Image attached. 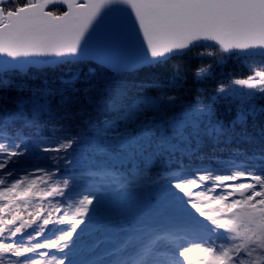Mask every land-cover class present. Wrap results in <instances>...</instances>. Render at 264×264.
I'll use <instances>...</instances> for the list:
<instances>
[{
    "label": "snow or ice",
    "instance_id": "6c2138e0",
    "mask_svg": "<svg viewBox=\"0 0 264 264\" xmlns=\"http://www.w3.org/2000/svg\"><path fill=\"white\" fill-rule=\"evenodd\" d=\"M112 5L130 10L152 60L204 44L245 54L249 71L211 98L178 71L165 82L126 79L122 66L87 59L54 87L0 81V264H68L66 250L95 202L88 191L74 199L73 181L148 194L158 183L148 170L158 164L171 176L192 173L172 187L206 223L102 218L82 251L110 245L98 258L107 264L137 255L139 264H264V0H0V55L77 57ZM233 86L247 91L225 120L215 97ZM216 148L246 163L230 174L194 166Z\"/></svg>",
    "mask_w": 264,
    "mask_h": 264
},
{
    "label": "trees",
    "instance_id": "16d2710c",
    "mask_svg": "<svg viewBox=\"0 0 264 264\" xmlns=\"http://www.w3.org/2000/svg\"><path fill=\"white\" fill-rule=\"evenodd\" d=\"M13 2L15 3V0H13ZM245 59V56L237 54L225 55L219 48L197 47L181 56H172L164 61L157 62L142 69L132 72H122V74L126 79L153 77L159 79L161 82H165L172 76L174 71H178L186 75V83L190 85L193 90L202 88L208 97L211 98L213 96V89H215L217 85L228 84L230 79L241 78L248 73L249 70L244 63ZM75 64L76 62H65L53 67L40 69L29 68L23 73L14 70L4 71L0 72V81L7 80L13 88L18 86L27 88L54 87L58 85L62 78H67L72 74ZM99 67L105 69L104 67ZM200 68H206L207 71L200 77H193L191 73ZM149 91L150 94H155L154 90ZM246 91L247 90H242L233 86L217 95L215 97V107L218 115L227 120L229 118V110L235 106L240 97L246 94ZM241 163H246L244 157L231 153L227 148H224L223 151H221L220 148H216L210 149L205 155L204 160L195 162L194 166H209L210 170L213 172L230 174L238 171ZM108 167L114 169L116 166L110 163ZM171 170L178 171L174 166ZM148 171L150 176L158 179V183L149 189L148 194L142 190L132 188L119 190L125 195L126 203L122 206L121 212L117 215L115 220L121 218L127 220L139 219L143 209L148 208V212L145 215L153 217L157 223L165 227L170 224L191 223L193 221L195 222L194 224L199 225L202 219L198 217L197 214L192 215L187 213L184 204L179 205L180 200L178 197L182 193H179L172 187V184L175 182L191 178L192 173L186 171L180 176H171L168 174L169 168L159 164L153 166ZM69 172L70 169H65L66 174ZM161 175L165 178L159 179ZM73 185L74 187L70 191L74 199H78V194L82 192L91 191L93 188L95 190V186L91 184V182L81 183L73 181ZM104 189V191H106V189L107 191H112L111 194H109V198L112 196L114 197V195L118 193V191L111 190L110 188ZM101 191H103V189ZM149 196L153 198L155 202H149L148 206H146V201H149ZM173 202L174 205H172ZM177 209H179L180 212ZM59 232L60 230H54L51 231L50 234L56 235ZM192 237L193 235L190 234L189 239ZM192 255L196 257L199 254L192 253ZM90 262H92L91 258L88 261H83L81 264H91ZM92 264L94 263L92 262ZM99 264L102 263L99 262Z\"/></svg>",
    "mask_w": 264,
    "mask_h": 264
},
{
    "label": "water",
    "instance_id": "95a60500",
    "mask_svg": "<svg viewBox=\"0 0 264 264\" xmlns=\"http://www.w3.org/2000/svg\"><path fill=\"white\" fill-rule=\"evenodd\" d=\"M236 42L240 41L236 39L226 41V43ZM197 47L215 46L194 44L187 49L175 51L165 57L152 60L148 56L143 38L135 25L130 10L123 5H112L104 9L90 26L82 38L77 57L29 56L9 58L0 55V72L15 70L23 73L29 68L53 67L65 62H77L78 59H87L107 70H109V65H120L122 72H132L172 56H181ZM220 50L225 55L246 56L235 51L229 53Z\"/></svg>",
    "mask_w": 264,
    "mask_h": 264
},
{
    "label": "rangeland",
    "instance_id": "374dc122",
    "mask_svg": "<svg viewBox=\"0 0 264 264\" xmlns=\"http://www.w3.org/2000/svg\"><path fill=\"white\" fill-rule=\"evenodd\" d=\"M104 190L105 189H103V191L97 192L93 188L91 191H88L89 195L95 196V202L93 206L91 207L89 218L87 219L86 223L82 225L80 229H78L77 233L74 235L71 241V245L69 249L66 250V254L69 257L68 264H79L85 260L88 261L90 258H93V260H97L98 262H101L103 264V261H99L98 258L102 256L103 253L109 248L108 245L102 244L94 252H90V253L82 251L83 245L86 242L89 245H91V243L94 242V239L92 238L91 233L93 232V229L95 228L97 222L100 219L107 218V219L115 220L117 215L120 214L122 206L126 203L125 195L121 193L122 191H118L117 195H114V197L112 196L111 198H109V194H111L112 191H107V189L106 191ZM79 198H80V195L78 196V199ZM178 199L180 200L179 205L184 204V207L187 213L196 215L193 210L187 207L186 199L183 197V194L179 195ZM174 202L172 203V205H174ZM177 210L179 211V209ZM147 212H148V208L143 209V213H141L139 218L144 217L143 214ZM191 223L194 224L195 222L193 221ZM205 223L206 222L202 221L199 225H203ZM192 234H194L196 237H200V236L202 237L203 228L202 227L199 228L197 232L195 231ZM57 235L54 234L51 237L54 238ZM96 238L98 239L99 237H96Z\"/></svg>",
    "mask_w": 264,
    "mask_h": 264
}]
</instances>
